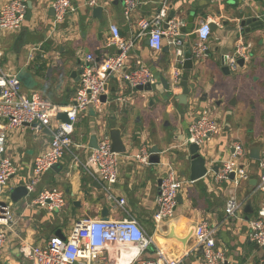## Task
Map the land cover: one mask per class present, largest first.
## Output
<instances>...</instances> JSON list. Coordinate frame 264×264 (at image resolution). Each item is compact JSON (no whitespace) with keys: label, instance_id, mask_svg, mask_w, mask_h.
Wrapping results in <instances>:
<instances>
[{"label":"crops","instance_id":"0c3cea01","mask_svg":"<svg viewBox=\"0 0 264 264\" xmlns=\"http://www.w3.org/2000/svg\"><path fill=\"white\" fill-rule=\"evenodd\" d=\"M6 1L9 0H0V6ZM140 1L130 21H127L122 14L120 0H98L97 6L102 7L100 18L92 16V8L87 7L84 0H71L76 11L66 16L59 26L58 33H55L54 15H49L52 0H24L28 8L31 7L29 18L26 19V12L21 28L8 33L0 32V40L12 48V60L20 50L19 43L20 46H28L29 53L25 65L36 81L33 90L54 103L65 105L76 93L79 71L86 55H95L98 50L100 57L96 61H101L116 54V49L107 45L110 26H117L121 34L128 37L137 29V20L152 16L161 2ZM168 4L169 13L183 8L182 15L175 17L183 20L185 26L188 24V13L195 19L192 32L180 30V38L185 37L182 54L186 50L190 51L191 46L197 43V36L192 38L190 34L196 35V30L208 18L212 19L210 24L214 23L215 28L210 27V36L205 41L206 52H213L214 57L231 53L238 39L251 44L250 59L242 66L239 65L235 71H230L239 72V82L230 90V81L227 78L230 73L226 75L214 66L207 54L201 61L193 59L194 68L190 72L179 69L181 76H189L188 83L193 88L188 97L186 112L175 98L181 93L182 87L173 88L170 81L171 70L177 67L167 63V55L163 51L166 47L175 50L174 47L168 44V37H164L161 51L153 52L148 47L147 38L142 37L135 52L157 78L152 91L132 90L115 78L110 79V92L101 111H89L79 117L75 124L74 141L88 146L91 135L96 136L97 128L103 124L109 135L112 130L120 131L126 148L124 155L137 152L142 145H147L149 150L152 146L160 150L159 163H150L144 167H138L131 159H123L121 156L114 191L117 197L126 198L127 208L153 237L156 246L164 249L167 255L181 259L179 264H201V252L197 250L193 229L194 225L202 220L216 227V243L225 250L227 264H264V249L249 240L247 222L264 204V192L258 189L260 170L257 160L249 156L250 149L255 145H260V154L264 151V35L262 30L247 33L240 26V21L244 18L257 17L264 20V0H168ZM2 49L0 42L3 58L5 52ZM4 66L15 72L8 63ZM135 67L136 64L132 61L126 71ZM161 76L167 82L166 89L160 81ZM223 100L228 101L229 106L241 107L243 111H246L248 105L257 110V116L252 118L250 131H247L244 118L231 122L219 111ZM206 109H210L214 119L221 126L217 136L208 140L213 151H209V157L205 156L206 166L212 164L211 167H218L222 160L230 156L233 142H240L245 156L249 158L250 179L240 183L238 187H234L230 181L214 182L210 175H205L195 182L189 180V154L184 157L186 165L177 149L181 148L179 144L183 143L188 135L189 124L201 115L202 111H209ZM25 133H12L6 142V154L16 167V173L9 179L5 188L7 193H11L12 189L20 184L28 183L35 156L48 147L50 135L47 129L35 135L36 137H25ZM243 140L250 141V144L244 145L241 142ZM87 151V148H81L77 152L82 162ZM176 160L177 170L174 167ZM167 166H171L179 179L185 183L179 191L181 202H177L174 216L155 225V197L159 191L160 178ZM51 188H58L64 194L65 205L60 211L49 213L38 211L34 207H24L19 214L14 215L16 224L12 229L19 230L22 236L27 235L31 243H39L55 235L57 230L63 235L68 234L75 220L85 215L98 216L102 206H107L110 218L124 216L114 202L105 201L100 181L92 177L80 164L76 165L71 154L67 153L56 165V169L46 172L36 186L37 191ZM84 189L93 194L94 200L101 197V202L97 205L84 202ZM7 193L3 197L4 200L12 202ZM232 193L236 195L242 207L236 216H227L224 210L225 202ZM77 200L81 201L80 205L73 204ZM248 204L250 213L244 212ZM42 234H45L46 238L42 237ZM16 245V239L10 234L4 259L9 258L13 264H19ZM108 254L117 255L114 248H110ZM152 256L153 252L150 251L143 257Z\"/></svg>","mask_w":264,"mask_h":264},{"label":"built area","instance_id":"2783aa9c","mask_svg":"<svg viewBox=\"0 0 264 264\" xmlns=\"http://www.w3.org/2000/svg\"><path fill=\"white\" fill-rule=\"evenodd\" d=\"M122 14L130 21L132 13L140 5V0H120ZM89 8L95 7L98 0H84ZM168 0H161L158 10L149 17H141L136 22L134 31L124 37L117 26H110L108 46L116 49V54L96 61L93 53L86 55L81 65L78 87L74 97L68 104L54 103L38 91L32 90L26 94L21 90V80L16 72L8 70L0 62V264H13L4 259L8 237L16 239L19 252V264H179L181 259L169 256L164 249L156 246L140 222L127 208L125 197H117L114 185L118 181V170L123 159H131L138 167L150 164V150L142 145L133 154L124 155L111 150V138L104 126L96 130L97 148H88L74 141L75 124L79 117L89 111H101L103 96H108L111 78L123 83L132 90L137 86H154L157 78L142 62L135 52L136 45L146 37L148 47L153 52L161 51L164 37L172 45L178 56L182 57L184 41L180 38V27L185 22L178 17L169 16ZM54 10L53 29L58 33L59 26L69 13H74L76 7L71 0H52ZM28 6L24 0H9L0 6V32L17 31L24 22ZM208 18L196 30L197 43L191 46L193 59L201 61L206 55L205 41L210 36ZM164 24L167 27H164ZM250 43L238 39L233 51L224 56L230 71L238 68V60L244 63L250 59ZM3 52L0 50V59ZM134 61L136 67L126 71ZM173 88H179L181 72L173 68L170 73ZM107 99V98H106ZM65 112L68 122L60 120L57 115ZM29 129L33 135L41 134L44 129L49 132L48 147L39 152L33 161L31 177L25 185L28 197L34 194L25 207H34L38 211L56 212L64 205V194L55 188L37 191L36 186L42 176L58 165L68 153L73 162L80 164L92 177L99 180L106 202H114L117 209L123 213L122 218H101L85 215L75 220L68 234L61 237L52 235L39 243L29 242L27 235L22 236L19 230L12 229L16 224L12 212V202L3 198V193L9 179L16 173V167L6 154V142L12 133H24ZM220 130L216 119L204 111L188 126V135L179 146L195 144L200 149L206 141ZM81 148H87L85 160L82 162L77 153ZM230 156L221 161L216 170L212 164L206 166V175L213 177L214 182L230 181L234 187L250 179L248 165L242 161L244 148L240 142H233ZM257 165L260 170L258 181L259 191L264 192V151L261 152ZM231 174L233 177L231 178ZM185 182L177 176L176 171L167 166L160 178L158 194L155 197V225L171 219L177 206V197ZM242 207L235 194H230L225 202V214L236 216ZM40 209V210H39ZM248 238L257 247L264 249V204L248 219ZM216 227L207 221L194 225L193 237L197 250L201 252V264H227L225 250L216 243ZM153 247V248H152ZM114 248L117 255L109 256L108 250ZM153 252L152 257H143L145 253ZM21 256V257H20Z\"/></svg>","mask_w":264,"mask_h":264},{"label":"water","instance_id":"95a60500","mask_svg":"<svg viewBox=\"0 0 264 264\" xmlns=\"http://www.w3.org/2000/svg\"><path fill=\"white\" fill-rule=\"evenodd\" d=\"M208 2L209 0H203ZM31 7L29 6L28 11H27V16L26 19L29 18L30 14H31ZM183 12V8H178L176 10H172L169 13L168 19H170L171 17H175V16H181ZM102 13V7L101 6H95L92 7L91 9V14L93 17H97L100 18ZM49 15H54V10L53 8L50 9ZM187 21L188 24L184 27H182L180 30L182 32H192L194 25H195V19L193 15H190L189 13L187 14ZM240 26L243 28V30L247 33H251L254 32L256 30H262L263 31V35H264V20H261L257 17H248V18H244L241 19L240 21ZM164 27L166 28L167 25L164 24ZM210 27L212 29L215 28V24L211 23ZM190 36L192 38H195L196 35L195 33H191ZM250 49H251V44H250ZM164 53L167 55V58L165 60H167V63L170 65L171 63L174 64L178 69L180 70H185L187 72H190L193 68H194V61H193V57L191 54V51L186 50L184 51V53L182 54V57L178 56L175 52V50H171V48L166 47L164 50ZM217 51V50H216ZM206 54L208 55V57L211 59V61L213 62V65L218 67L219 70H221L224 74L228 75L230 73V70L228 68V66L226 65V61L223 55H220L219 57H214L213 52L208 51L206 52ZM95 55H96V59H99L100 57V52L97 50L95 51ZM249 55L251 57V53L249 50ZM214 57V58H213ZM182 58V61H180ZM244 63L243 59H239L238 60V65L242 66ZM188 78L189 76L186 74H183L181 76V81L179 82L180 87H182V91L180 94H178L175 98L178 100V102L180 104L183 105L184 110L187 112L188 110V97L190 95L191 92H193V88L190 87L189 83H188ZM21 81H23L24 79H20ZM160 81L163 84L164 88L166 89L168 87L167 82L164 80V77L161 76L160 77ZM194 81V80H193ZM152 87L150 85H145V86H137L136 90L137 91H152ZM203 99V98H202ZM204 100L205 97H204ZM102 101L105 102L106 101V96L102 97ZM209 110V109H206ZM204 112V111H202ZM57 117L65 122H68L67 119V115L65 112L63 113H59L57 115ZM110 138H111V150L117 153H124L126 151L125 146L123 145V140L121 137V133L119 130H112L110 131ZM88 146L91 148H97V139L95 134L91 135L89 142H88ZM260 145H255L250 149L249 152V156L251 159L253 160H258L260 157ZM151 156H150V163H154L157 164L159 163V157H158V153L160 152V150L156 147V146H152L151 149ZM188 154H189V180L191 182H195L199 179H202L205 175H206V158L203 156V154H201L199 152V148L197 147V145L195 144H190L188 146ZM52 169H56V166H54ZM214 170L217 169V167H213ZM231 178L233 177V174H231L230 176ZM27 194L25 185H18L16 187H14L10 193V200L12 202H17L20 199H22L23 197H25ZM82 200L85 202H89L90 204H99L101 202V197H96L95 200L93 199V194L90 193L88 190L84 189L82 191ZM80 200L74 201L73 204L74 205H80ZM177 202L180 203L181 202V195H178L177 197ZM244 212L246 213H250L251 209H250V205H246L244 208ZM98 217L101 218H108V208L107 206H102L100 208V210L98 211ZM248 219V218H247ZM55 235H59L61 237H64V235L62 234V232L60 230H57L55 232Z\"/></svg>","mask_w":264,"mask_h":264},{"label":"rangeland","instance_id":"374dc122","mask_svg":"<svg viewBox=\"0 0 264 264\" xmlns=\"http://www.w3.org/2000/svg\"><path fill=\"white\" fill-rule=\"evenodd\" d=\"M181 39L183 41H185V37L184 36L181 37ZM0 42H1V48H3L4 50L3 49L2 50L5 52L4 57L0 59L1 64L4 65V64L8 63L9 66H11L13 68V70L15 72H17V74L19 75L20 79L25 78L24 81H21V90H22V92H24L26 94H30L31 90H33L35 88V86H36V81L33 79V76L30 74V71H29L27 65H25V62L27 61V54L29 53V47L28 46H24V47L20 46V43H19L18 47H20V50L17 53L16 57H14V59L12 60L11 56H10V54H11L10 51H11L12 48H10V45L6 44V42L3 41V40H0ZM240 76L241 75L239 74L238 71L232 72V73H230L227 76L228 80L230 81V90H231L232 87H234L239 82ZM111 80H114V77L111 78ZM257 107H258V111H260V108H259L258 105H257ZM219 111L222 114H225L227 116L226 119L230 120L231 122H236V121L244 118L245 122L247 123V131H250V129L252 128L251 127L252 126V124H251L252 118H255V116H257V110L251 108L249 105L246 108V111H243L241 109V107L229 106V102L226 101V100H223V102L220 103ZM208 112L212 115V112L210 111V109H209ZM99 126H104L105 127V125H103V124L99 125ZM219 126H220V124H219ZM254 130L256 131L257 129H254ZM24 136L25 137L26 136L33 137V133L29 129H26V133H25ZM215 136H217V135H213L211 138H215ZM241 142L244 145L250 144V141L243 140ZM89 148H91V147H89ZM177 150H179V152L181 154L180 158L183 159V161H185V163L187 165V161L184 159V157L188 154V147L187 146H183L181 148H178ZM209 151H211V153H212L213 147H212V144L209 141H206L205 144L199 149V152L201 154H203L204 157L205 156L209 157L210 156V152ZM121 154H125V152L121 153ZM242 161H244L247 165H249V158L248 157L244 156V158H242ZM177 163H178V160H176V163L174 164V167H175L176 170L178 168V165H176ZM55 189L59 190L58 188H55ZM7 192L8 191H5L3 193V197L6 196ZM7 194L10 195V192L7 193ZM34 196H35L34 194H31L28 197H23L22 199H20L17 202H12L11 208H12L13 214L14 215L19 214L22 211V209L25 207V203L30 202V200L32 198H34ZM42 237L46 238V235L42 234Z\"/></svg>","mask_w":264,"mask_h":264}]
</instances>
